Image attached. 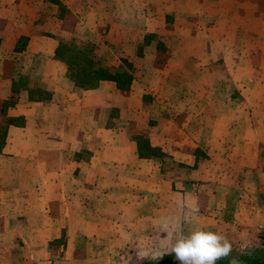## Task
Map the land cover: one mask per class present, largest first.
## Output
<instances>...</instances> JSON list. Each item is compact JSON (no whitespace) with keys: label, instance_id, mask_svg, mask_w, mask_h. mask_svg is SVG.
<instances>
[{"label":"crops","instance_id":"crops-1","mask_svg":"<svg viewBox=\"0 0 264 264\" xmlns=\"http://www.w3.org/2000/svg\"><path fill=\"white\" fill-rule=\"evenodd\" d=\"M178 2L0 0V264H159L195 229L227 238L229 259L264 246V143L233 146L229 111L198 118L210 17ZM71 52L107 78L79 86ZM145 139L160 154L142 158Z\"/></svg>","mask_w":264,"mask_h":264},{"label":"rangeland","instance_id":"rangeland-1","mask_svg":"<svg viewBox=\"0 0 264 264\" xmlns=\"http://www.w3.org/2000/svg\"><path fill=\"white\" fill-rule=\"evenodd\" d=\"M178 3L179 7L186 8L187 11L190 8L205 9L210 17L207 20L210 21L209 26H206L205 21H197L196 36L199 40L193 46V51H197L199 55L201 52L206 53V59L209 61L206 67L199 64L198 69L197 98L202 104L201 107H197L198 113H201L198 118L202 117L204 121H209L210 111L211 116H215L216 111L220 113L229 111L231 133L235 135L237 144L241 140L245 141V144L233 146L249 148L255 145V141L264 143V0H183ZM167 20L169 22L173 19ZM195 21L196 19L188 16L186 28L183 29L190 32L192 27L190 22ZM168 31L174 32L173 29ZM136 35L137 33H134V38L138 37ZM203 36L205 38L201 39ZM132 48L133 51L138 50L134 44ZM221 55H224L225 59H220ZM210 101L214 102L215 107L205 105ZM218 103L219 105L226 103L228 106L220 108ZM174 110V107L169 108L172 116ZM198 128H205V125L199 124ZM135 133L139 137L147 136L145 129L144 131L138 129ZM2 143L4 140H1ZM141 143L145 146L150 145L146 139ZM146 152L150 153L149 150ZM258 153L264 164V144ZM9 163L13 165V160ZM45 174L21 172L17 179L40 180L45 179ZM2 175L1 168V180L5 176ZM63 240L64 238L59 241ZM241 253L244 254L242 251ZM246 254L263 260L264 246L256 247L255 251ZM149 259L158 263L161 256L154 255Z\"/></svg>","mask_w":264,"mask_h":264},{"label":"clouds","instance_id":"clouds-1","mask_svg":"<svg viewBox=\"0 0 264 264\" xmlns=\"http://www.w3.org/2000/svg\"><path fill=\"white\" fill-rule=\"evenodd\" d=\"M162 227L169 229V222L165 220ZM231 251L232 245L224 236L210 230L195 229L187 235L175 234L170 247L171 254H174L171 264H216ZM230 264H236L235 259Z\"/></svg>","mask_w":264,"mask_h":264},{"label":"trees","instance_id":"trees-1","mask_svg":"<svg viewBox=\"0 0 264 264\" xmlns=\"http://www.w3.org/2000/svg\"><path fill=\"white\" fill-rule=\"evenodd\" d=\"M87 55L84 53H76V52H71L69 55V60L67 61L69 65V71L73 75V79L75 83H77L79 86H84V87H92L95 86L97 82L100 80H105L107 77L104 75V73L90 65L87 60ZM85 63L84 67L86 69L78 68L80 64ZM119 83L120 81H127L128 83L131 81V77H122L120 78H115ZM139 155L142 158H150L152 156L157 155L158 153L160 154V149L159 148H152V146H145L143 143H139ZM146 150H149L150 153H147ZM236 261V264H264V259L263 260H258V259H252L249 257L247 254L246 255H240L239 257L233 258ZM233 259L229 258H222L216 262V264H230ZM173 261V258L170 256L164 257L159 264H171ZM144 264H154V263H144Z\"/></svg>","mask_w":264,"mask_h":264},{"label":"built area","instance_id":"built-area-1","mask_svg":"<svg viewBox=\"0 0 264 264\" xmlns=\"http://www.w3.org/2000/svg\"><path fill=\"white\" fill-rule=\"evenodd\" d=\"M262 228H263V232H264V225H263V227H262Z\"/></svg>","mask_w":264,"mask_h":264}]
</instances>
